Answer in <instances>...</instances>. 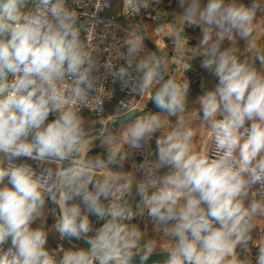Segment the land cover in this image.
I'll list each match as a JSON object with an SVG mask.
<instances>
[{
    "label": "clouds",
    "instance_id": "clouds-1",
    "mask_svg": "<svg viewBox=\"0 0 264 264\" xmlns=\"http://www.w3.org/2000/svg\"><path fill=\"white\" fill-rule=\"evenodd\" d=\"M163 3L0 0V264H264V0Z\"/></svg>",
    "mask_w": 264,
    "mask_h": 264
},
{
    "label": "crops",
    "instance_id": "crops-1",
    "mask_svg": "<svg viewBox=\"0 0 264 264\" xmlns=\"http://www.w3.org/2000/svg\"><path fill=\"white\" fill-rule=\"evenodd\" d=\"M117 0H113V8L115 9V7H117ZM162 8H166L169 11L173 10L176 8V3L175 0H164V3L161 5ZM155 13H153L154 15ZM147 19V17L145 18ZM150 22V21H149ZM128 21L125 23L127 24ZM186 32L188 35L190 36H197L199 35V30H193L191 28L186 29ZM153 40H155L156 42L160 43L162 46H166L167 49L175 51V47L174 44L166 39L160 38V37H152ZM256 39H257V47H264V23H262L259 28L258 31L256 33ZM193 43L195 41H192ZM147 46L150 49L154 50V45L151 43V41H146ZM241 47H243V41L240 42ZM179 56L180 54L177 52L176 53V59L174 61L171 62L170 68L172 71H174L176 73V75L180 78L183 77V69L179 64ZM186 75L188 76V78L191 80V86H190V98L194 99L201 91L200 89V84L202 81H209V82H214V78L206 71L203 70L199 67V61H195L193 63V69L189 72L186 73ZM150 108L152 107L151 104H149ZM193 110L195 109V105H191L190 106ZM114 108V105L112 103H109L107 105V111H111ZM154 147V144H153ZM101 149L99 148V146H97L96 148L93 149V153H97L99 152ZM137 159L139 160L140 157H137ZM95 219V218H93ZM53 219L52 217H49L47 220V224L50 226L53 223ZM136 223H141L140 221H134ZM97 224H99V222H97ZM141 227H143V223H141ZM149 230H151V225H149ZM257 239V238H256ZM257 241H259L257 239ZM50 245L51 246H55L56 243L58 242L57 239H55L54 237H50ZM67 243L65 242V247H67ZM251 252L254 254L255 252V248H252Z\"/></svg>",
    "mask_w": 264,
    "mask_h": 264
},
{
    "label": "built area",
    "instance_id": "built-area-1",
    "mask_svg": "<svg viewBox=\"0 0 264 264\" xmlns=\"http://www.w3.org/2000/svg\"><path fill=\"white\" fill-rule=\"evenodd\" d=\"M112 14H113L112 12L106 11L104 13H101V16L103 18H105V19H108V18L111 17ZM118 22L121 23L122 25H126L125 23L127 22V20L124 17L121 16V17L118 18ZM118 51H119V48L117 46H114L113 49H112L113 56H115L118 53ZM107 87L110 88V89H112V88L115 89L114 97H113V99L111 101H113L116 98V96H117L116 104L121 98H125L126 97V91H122L120 86H119V84L112 85L111 83H109L107 85ZM107 104L108 103L105 104L106 110H107ZM84 113L91 116V113H89L87 110H85Z\"/></svg>",
    "mask_w": 264,
    "mask_h": 264
},
{
    "label": "rangeland",
    "instance_id": "rangeland-1",
    "mask_svg": "<svg viewBox=\"0 0 264 264\" xmlns=\"http://www.w3.org/2000/svg\"><path fill=\"white\" fill-rule=\"evenodd\" d=\"M84 115L87 116V117H90V115H88V114L84 113ZM257 223H258V230H257V233H256V238L258 240H260V239L264 238V219L258 220Z\"/></svg>",
    "mask_w": 264,
    "mask_h": 264
},
{
    "label": "trees",
    "instance_id": "trees-1",
    "mask_svg": "<svg viewBox=\"0 0 264 264\" xmlns=\"http://www.w3.org/2000/svg\"><path fill=\"white\" fill-rule=\"evenodd\" d=\"M116 99H117V96H116V98L113 100V101H111L110 103H112L114 106L116 105ZM109 104V103H108ZM107 104V105H108Z\"/></svg>",
    "mask_w": 264,
    "mask_h": 264
},
{
    "label": "water",
    "instance_id": "water-1",
    "mask_svg": "<svg viewBox=\"0 0 264 264\" xmlns=\"http://www.w3.org/2000/svg\"><path fill=\"white\" fill-rule=\"evenodd\" d=\"M150 107V106H149ZM158 257H154L153 259H157Z\"/></svg>",
    "mask_w": 264,
    "mask_h": 264
}]
</instances>
